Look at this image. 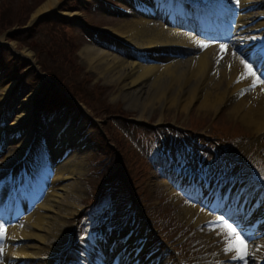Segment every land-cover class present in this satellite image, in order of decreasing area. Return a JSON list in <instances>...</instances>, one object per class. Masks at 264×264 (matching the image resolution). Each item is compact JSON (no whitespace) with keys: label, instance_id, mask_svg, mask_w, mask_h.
Listing matches in <instances>:
<instances>
[{"label":"bare ground","instance_id":"obj_1","mask_svg":"<svg viewBox=\"0 0 264 264\" xmlns=\"http://www.w3.org/2000/svg\"><path fill=\"white\" fill-rule=\"evenodd\" d=\"M264 0H241L230 2V5L239 7L243 10H249L242 19V25L237 24L236 29H240L238 35H240L244 52L241 54L239 51L233 55L232 48L235 46H227L225 51H221L220 45L217 49L212 45V48H205L201 53L200 46H195L194 50L189 52L188 59L185 61H172L165 66H142L136 62H130L125 56L114 55L106 50H97L92 46H86L81 56L85 61V64H89L91 67L95 66L103 72L106 67H111L110 71L113 73L111 77L112 81L119 78L126 68L129 70V77L125 82H117L118 94L121 98H118L117 103L127 102L130 105L128 111L136 113L139 111V120H149L152 116L166 112L176 115L187 114L191 107L197 106L194 110L195 113L200 115H216L221 111L222 107L227 105L229 99L236 90L242 86H250L254 82H259L261 86L257 89H253L246 97L237 101L232 106H227L228 114L232 119L240 117V122L247 128L252 134H257L264 129V84L260 83V80H264L261 76V71L257 70V62L255 60L256 53L253 52L259 47V40L262 38V34L257 33V29L264 26V20L258 21L257 19L264 15V4L256 5ZM64 3V0H45L37 9L31 14V20L37 19L43 15L56 13L61 17L70 15L61 11L60 7ZM241 17V16H240ZM241 19V18H240ZM240 21V20H239ZM162 24H151L146 18H141L136 26H131L129 30L121 33L114 28H110L118 37L125 38L137 45L138 47L152 46L156 44H175L183 47L187 46L189 49L192 45L189 43L187 36L182 34L179 29L175 31L171 29H164ZM253 32L252 34H249ZM254 38V39H253ZM5 40V37H2ZM193 44L197 42L194 40ZM236 45L240 44V41L235 42ZM15 48V47H14ZM16 50V49H15ZM183 52H186L184 50ZM218 52H222L225 56L224 61L218 63L217 73L212 75L214 64L218 60L215 59V55ZM24 55L31 56V53L25 50ZM253 54V58L250 56ZM215 59V60H214ZM241 59H244L247 63L251 64L253 71L260 77L259 80H255L251 76L244 75L245 68L241 64ZM215 69V68H214ZM242 73L238 82H234L237 75ZM2 75H0V80ZM106 85L113 84L108 81ZM14 84H11L6 88L3 97L0 98V105L5 102L8 97L9 91L13 88ZM30 100L22 104V113L12 123V126L25 127L24 121L29 115ZM25 112L27 114L25 115ZM161 118V116H160ZM160 118L158 122L160 121ZM65 120L63 119V124ZM57 121H52L50 124V135L47 144H57L55 153H63L68 147L73 148V155L68 156L70 160L59 169V174L54 182L53 187L49 188V195L45 202L39 207L33 215L28 217L26 225L21 230L12 229L11 234L17 238L16 241L24 242L20 247L16 248V251H9L5 254L4 259L0 264H18L16 258L31 260L30 264H44L37 262V259L42 255L48 254L50 247L55 244V241L59 239L67 230L72 226V222L75 216L81 210L80 200L83 197L84 187L79 182L78 168L84 164L83 152L79 151V145H75V139L79 136L75 130L69 129L64 134L61 133V127L56 126ZM27 128V127H26ZM33 133H30L29 139L25 142V146L32 139ZM19 145H21L19 143ZM20 154H15L13 160L19 157ZM57 156V157H58ZM62 156V155H61ZM254 197H245L238 203V207L245 209L241 220L245 223L247 219V210L250 208L249 202ZM181 200H177L175 203L178 205V215L186 224L196 225L210 217L206 213L207 210L199 211L195 206H181ZM74 206L72 210L66 209L70 206ZM215 202H210V207H213ZM260 212H255V219L257 217L261 220L264 216H260ZM251 222V220H247ZM207 229L212 231L211 235H205ZM264 231V224H259L258 230L247 240L251 241L247 247L252 251V255L249 257V263L259 264L264 260V234L260 235ZM203 235L206 248L220 260V264H241L240 261L233 260L232 254H226L223 251L224 235L218 229L203 228L199 231ZM219 241V243H218ZM109 257L108 252L104 253V260ZM215 258V259H216Z\"/></svg>","mask_w":264,"mask_h":264},{"label":"rangeland","instance_id":"obj_2","mask_svg":"<svg viewBox=\"0 0 264 264\" xmlns=\"http://www.w3.org/2000/svg\"><path fill=\"white\" fill-rule=\"evenodd\" d=\"M27 1H28L27 11H29L30 10L29 5H31L33 3V0H27ZM89 1L92 2L91 5L89 6V8H87V6L84 5V2H81L80 0H65L64 3L62 4L61 8H62V10L69 11V12H78V13L87 14L88 18L91 19L96 24L97 28L102 26V25L99 24V19H98L97 16H102V15L103 16H112V15L116 14V17H107L103 21H104V23H108V22L113 23L112 27H114L115 29H119L120 28L123 32L124 31L126 32V30H129V28L131 26H136L137 27V23L140 21V19H136L137 17H135V20H132L134 18H130L129 16H125V15H119L115 11H112L109 8H107L106 6H104L101 3H99L97 0H89ZM109 1L117 3L115 0H109ZM118 1H121V0H118ZM8 3H11L14 6V3H13L12 0L8 1ZM10 17H12V16L10 15ZM48 18H53V19L47 21L52 26L53 29L68 30L69 35H71V34L76 35L77 38H78L77 42H78V44H80V48H82V47L84 48L85 46H91L92 45L91 42H88L86 40L85 33H83L81 31V24H80V22L77 19L60 21L59 19H64V18L57 17L56 14H55V16H49ZM42 22L43 21H40V23H42ZM23 28H21V29H23ZM46 29H47L46 27L42 28V29H40L39 32L42 34V33H44L46 31ZM15 37L17 39L19 38L17 34L15 35ZM46 37H47V35H43V36L38 37V38H36V37L27 38V40L31 41V40H36L37 39V40H40L41 43H42L43 38H46ZM8 42L11 43L10 40H8ZM41 47H42V44H41ZM5 50L7 51L8 54L11 53L8 50V46L5 47ZM80 50H79V52H80ZM129 61H131V60H129ZM84 62L85 61H82V60H79V62H78V64L83 69L86 68V66H84ZM48 65L50 67H53L54 70L57 67V65L53 61H48ZM88 66H90V65L88 64ZM90 69L92 70L91 66H90ZM110 69H111V67L110 68L106 67L105 72L102 71L101 74L97 75V83L103 84V83H106L108 81L112 82V80H110V79L113 76V74L111 73ZM127 74H128V69L126 68V71H125L122 79L120 81H118V82H125V80L127 78ZM32 75L36 76V72L35 71H30V73L28 74L27 78H30ZM92 75H93V72H92ZM113 83L115 85L117 84V82H113ZM117 89H118V87L116 85V90H115L116 92L113 95L115 98L119 96ZM47 96H48V100H53L52 98H50V95H47ZM103 98L106 101L107 93L103 94L100 97V99H97L95 101L97 103H99V104H102ZM228 111H229L228 109H225L224 112H223V115H222V118H221V122H222L223 126L225 124L233 125L234 121H236L235 119L231 118V116L228 114ZM211 115L212 114H209L207 116L206 115H200L199 116V115H196L194 113V117L198 118V120L196 121V124H198V122L206 123L207 120L209 118H211ZM177 116H178V113L176 114V116H174V114H172L171 117L169 118V120H174ZM123 121L126 122V120H123ZM236 123H238L239 125L243 126L242 123L240 121H238V120L236 121ZM232 127H234V126H232ZM118 135H120V134L118 133ZM243 140H245V141H243ZM94 142L95 143H94V145H93V147L91 149H96V147L98 146V142L99 141L96 138L94 139ZM228 142H232V141L229 139ZM247 142H248V140L242 139V141H238V145L232 146V147H234L235 151L237 152V150H240L242 148H245V147L249 146V144ZM15 148H16V146L13 147V149H15ZM9 150H10V148H9ZM4 159H5V157L2 160L3 162H4Z\"/></svg>","mask_w":264,"mask_h":264},{"label":"snow or ice","instance_id":"obj_3","mask_svg":"<svg viewBox=\"0 0 264 264\" xmlns=\"http://www.w3.org/2000/svg\"><path fill=\"white\" fill-rule=\"evenodd\" d=\"M199 46L203 48L209 45L199 43ZM226 47V45L221 44V51H225ZM233 55L235 56L236 53L234 52ZM241 64H243L245 68L244 75L251 76L254 81L260 79V77L256 75V72L253 71L251 64L247 63L244 59H241ZM260 75L264 76V72H261ZM260 83L264 84V80H260ZM253 87H255V83H253ZM218 224L220 225V231L224 235L223 251L226 254H232L231 258L233 260L240 261L241 264H249V257L252 255L253 250H250L247 245L252 242L242 235V230H238V227H234L233 224L229 223L224 217L219 218ZM4 234V226L0 224V237H3Z\"/></svg>","mask_w":264,"mask_h":264}]
</instances>
